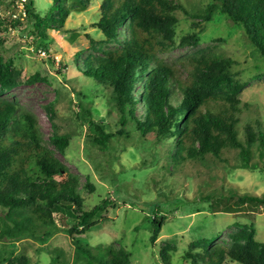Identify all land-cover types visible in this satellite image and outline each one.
<instances>
[{"label":"rangeland","instance_id":"374dc122","mask_svg":"<svg viewBox=\"0 0 264 264\" xmlns=\"http://www.w3.org/2000/svg\"><path fill=\"white\" fill-rule=\"evenodd\" d=\"M26 1L0 0V21L9 24L6 32H0V42L5 39L2 52L19 76L17 86L1 98L18 101L38 118L45 143L72 174L79 176L86 210L101 199L116 203L86 235L75 237L94 252L101 247H124L132 254L131 264H209L195 255L204 254L198 242L229 246L231 235L242 226L254 225L255 239L264 243V205L243 206L234 213L221 211L225 204L222 194L227 197L231 191L236 192L230 203L245 194L264 196V173L237 168L241 164L238 150H225L221 159L209 155L204 162L189 161L179 167L168 159L167 143L143 139L132 122L126 126L129 136L114 139L108 148L88 139L90 123L81 117L80 106L89 109L92 118L103 123L107 131L120 129L121 113L111 99V91L78 69L88 57H101L103 51L118 47L117 43L103 44L105 37L95 27L103 0H89L83 12L77 11L72 0H63L70 16L64 30L46 31L50 41L44 46L33 34V19L25 13ZM33 1L35 12L43 17L55 6L53 0ZM174 1L181 6L176 13L179 22L175 40L179 43L184 36L196 32L199 44L179 45L159 57L169 64H179L187 56L200 53L230 59L232 88L240 102V138H246L247 125L256 131L260 123L264 132V57L248 41L244 29L225 15L216 13L209 22L201 19L209 0ZM35 74L40 79L30 82ZM182 76L187 77L184 70ZM211 104L215 107L217 103ZM48 109L55 110V123L61 133L72 138L64 154L49 141L54 128ZM138 114H142L141 109ZM254 151L253 160L259 161L262 168L264 161L256 147ZM87 176L93 191L86 187ZM64 178L66 174L56 177ZM159 214L167 220L152 244L151 218ZM4 215L0 209V217ZM72 224L68 217L57 221L61 230ZM12 247L18 254L29 256L32 264H86L77 260L65 231L55 233L45 243L32 238L17 243L0 240V251ZM161 252L169 256V263L163 262ZM187 254L195 257L190 259Z\"/></svg>","mask_w":264,"mask_h":264},{"label":"trees","instance_id":"16d2710c","mask_svg":"<svg viewBox=\"0 0 264 264\" xmlns=\"http://www.w3.org/2000/svg\"><path fill=\"white\" fill-rule=\"evenodd\" d=\"M49 14L35 12L33 0L25 3V13L33 19V34L44 46L50 39L47 30H64L70 12L63 0H53ZM78 12L87 9L89 0H72ZM181 9L174 0H103L100 18L95 24L105 37L103 44L117 43L114 50L103 51V56H90L78 69L96 84L111 91V99L121 113L120 129L107 131L103 123L95 121L89 109L82 108L81 117L90 123L88 139L101 148H108L114 139L129 136L126 126L132 122L143 139L156 144L167 143V157L180 167L189 161L204 162L211 155L221 159L225 150L239 151V169L264 173L259 161H254L255 147L264 161V132L258 123L255 131L246 127L242 141L239 99L232 88L230 59L193 54L179 64H169L159 54L177 46L198 45V33L192 32L175 40V28ZM216 13L242 27L248 41L264 57V0H209L201 19L212 20ZM193 18V17H192ZM1 19V17H0ZM9 24L0 21V32ZM13 27V25H10ZM5 39L0 42V240L17 243L32 238L45 243L55 233L65 231L74 246L77 260L86 264H131L132 254L124 247L97 248L94 252L78 240L98 225L104 214L116 203L101 199L93 208L85 209V200L79 191L80 178L57 158L45 143L38 118L25 110L18 101H8L1 95L18 84V73L3 56ZM80 53L77 54L79 57ZM182 70L187 73L183 78ZM40 79L33 75L29 81ZM214 101V107L211 102ZM219 102V103H218ZM142 114H138L139 110ZM54 128L50 143L64 154L71 144V136L61 133L55 123L56 112L48 109ZM93 131V133H92ZM256 145V146H255ZM66 174V178L57 180ZM87 189L94 186L87 176ZM229 196L221 211L239 212L243 206L264 205V196ZM68 217L73 224L61 230L57 221ZM167 220L164 215L151 218L155 244ZM43 228L48 230L42 231ZM254 225L242 226L231 235L229 246L213 245L201 240L197 245L204 254L195 253L209 264H264V243L255 239ZM161 258L169 263L168 255ZM194 254H187L190 259ZM166 261V262H165ZM0 264H32L26 254L16 248L0 251Z\"/></svg>","mask_w":264,"mask_h":264},{"label":"built area","instance_id":"2783aa9c","mask_svg":"<svg viewBox=\"0 0 264 264\" xmlns=\"http://www.w3.org/2000/svg\"><path fill=\"white\" fill-rule=\"evenodd\" d=\"M42 54H45V52L43 51Z\"/></svg>","mask_w":264,"mask_h":264}]
</instances>
